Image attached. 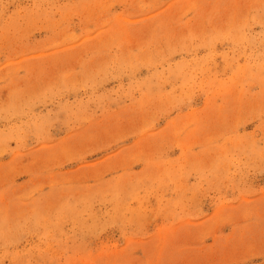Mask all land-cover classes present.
I'll return each instance as SVG.
<instances>
[{"label": "rangeland", "instance_id": "rangeland-1", "mask_svg": "<svg viewBox=\"0 0 264 264\" xmlns=\"http://www.w3.org/2000/svg\"><path fill=\"white\" fill-rule=\"evenodd\" d=\"M0 264H264V0H0Z\"/></svg>", "mask_w": 264, "mask_h": 264}]
</instances>
